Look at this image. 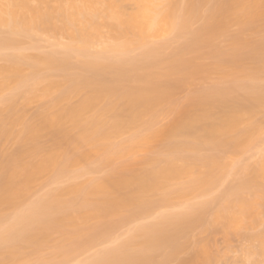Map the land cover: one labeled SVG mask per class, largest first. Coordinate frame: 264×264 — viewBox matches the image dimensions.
<instances>
[{"label":"bare ground","instance_id":"bare-ground-1","mask_svg":"<svg viewBox=\"0 0 264 264\" xmlns=\"http://www.w3.org/2000/svg\"><path fill=\"white\" fill-rule=\"evenodd\" d=\"M49 1L0 0V21L6 22L8 26L11 23L38 24L49 22L53 15L59 11L70 23H73L78 20L79 15L85 17L86 12L91 9L90 3L87 1L83 7H78L71 0H59L60 5L57 7V0H54L55 5L52 8L49 7ZM203 1L187 0L181 11H171L173 24L180 25V32L188 30L190 21L199 15ZM248 3L245 4L244 0H233L230 4L220 7L221 9L217 12H212L213 14L208 17L212 21H216V24L209 25L207 23L209 18H207L199 35L193 34V36H201L200 34L202 36L194 39L193 45L187 46L181 53L180 50L179 52L175 50L178 54L175 53L176 55L166 59L167 62H164L166 60L163 61V58L158 60L159 58L155 57L139 64L134 59L126 58L124 50L121 51V58L115 62L111 61L107 65L101 66L96 61L91 62L98 65L101 71L95 70L98 76L95 83L84 80L73 87V91L80 87L90 89L78 105L69 106L54 114L42 113L39 115L38 122L24 125L23 135L20 138L22 144L37 140L43 132L53 128H58L64 134L63 141L43 155L23 147L13 153H7L2 146L4 139L13 136V127L23 124V111L18 108L16 103L20 94L12 91L11 95L4 100L7 104L6 108L0 109V210L4 207H15L37 176L51 168H57L63 172L68 167L91 161L93 156L95 159L92 161L113 166L111 173L104 179H91L92 181L86 184H74L62 188L38 201L29 210H21L13 222H9L7 228L0 227V245L23 241L39 251L50 240L51 235L57 232L62 235L63 243H65L57 247V252H61L66 246H69L67 252L73 254L76 250L90 247L98 239L107 237L119 224L151 211L157 204L169 202L172 194L205 193L213 185L219 183L230 168L229 164L232 165L230 160L228 161V158L231 157L230 153L235 154L245 149L248 150V148L251 149L259 136L263 135V126L258 124L254 117L258 111H264V89L255 85L252 88L253 94L250 99L247 97L249 91L247 96L246 94L245 97L241 96L245 98L244 102H236V96L239 95L235 96L234 93L244 86L237 85L240 82L235 81L237 84L234 83L235 85L229 87H215L212 89L213 91L210 89L211 91L197 92L198 94L195 93L196 95L187 99L188 101L178 104L174 88L176 81L172 85L174 80L170 82L169 80L176 78V86L182 89L188 86L200 72L206 70L199 64L200 67L196 66L195 62L189 58H187L188 60L184 59L183 53L198 50L197 53L204 51V57L208 55L209 50L205 52L207 48L210 47L217 35L228 27L235 16L236 19L247 18L250 24H254V21L264 17V0ZM71 9L75 10L77 14L70 13ZM4 16L8 18L6 19ZM132 26L133 24L129 22L126 29L129 30ZM261 33L263 34V32ZM240 39L242 40V38ZM236 41L238 40L236 39ZM4 42L0 39V45ZM241 43L240 45H243ZM246 44L248 43L246 42ZM256 48L258 55L260 53L258 50L264 51V43L257 45ZM235 50L240 55L241 49L240 52L236 48ZM212 51L214 52V50ZM225 54L227 55V53ZM145 55L153 56V51H147ZM219 56L222 57L220 54ZM248 57L250 58V56ZM33 58L31 63L24 55L5 57L6 64L0 67V76H2L0 90L8 88L10 84H15V89L29 85L39 73L41 65L51 66L55 61L53 55ZM26 65H30L34 69L33 77L24 75ZM126 65H129V68ZM215 68L217 69V67ZM222 70L224 69L222 68ZM229 70L231 69L229 68ZM50 86H56V84ZM248 88L246 89L249 90ZM73 91L65 92L55 106L59 107L60 103L67 100ZM2 112L6 113L2 114ZM170 113H174V118L165 125L161 124V121ZM145 117H150L147 135L137 138L133 144H125L120 139H115ZM185 138L190 141L186 142L183 140ZM115 140H118L119 143ZM156 140L168 142V154L152 159L149 166L143 171L135 173L127 170L124 163L116 164L117 161L129 157L136 144L146 145ZM202 151L210 153L201 156ZM222 152L229 153V157L227 154L220 155ZM96 155L99 156L96 157ZM114 164L116 165L114 166ZM243 166L247 167V165ZM249 167L247 176L244 175V179L241 177L242 180L237 183V194L239 193L237 199L241 209L239 214H231V211L230 215L225 214L223 217L215 218V224H209L207 223L209 220L206 221V215L210 205L208 202L201 203L193 206L187 213L175 214L159 223L138 228L137 231L141 234L140 239H136L137 236H134L116 248L108 249L91 257L85 264H156L155 257L152 255L155 252L160 253L164 260H175L188 248V240L182 243L181 239H189L193 230L199 227L208 232V235L211 234V237L198 239L191 256L181 260L180 264H217L220 260L217 261L220 253L214 249L212 241L214 236L222 235L225 242H230V239L235 236L234 230L239 233L241 228L256 227V224L262 220L260 214L264 212V209L261 211V208H264V158L257 166ZM240 175H242L241 172L238 179H240ZM232 189L235 187L231 188L230 186V191H236V189ZM244 191L250 192L253 199H244L243 194H240ZM232 192L231 195L229 194L230 197L236 194H232ZM66 195H73L74 199L65 200L63 197ZM157 196L159 199L155 198ZM233 196L231 198L234 201L235 196L234 198ZM229 200L231 201L228 199V202ZM210 201L212 202V200ZM3 220H0V223ZM212 220L214 219L212 218ZM238 235L240 236V234ZM247 239L259 243V248L247 250L248 254L250 252V255L253 254L254 257L257 255L264 258V228L259 234H250ZM134 242L136 248L131 251L130 247ZM17 250L18 248L13 252L12 260L17 258ZM253 261L255 262L254 259Z\"/></svg>","mask_w":264,"mask_h":264},{"label":"rangeland","instance_id":"rangeland-1","mask_svg":"<svg viewBox=\"0 0 264 264\" xmlns=\"http://www.w3.org/2000/svg\"><path fill=\"white\" fill-rule=\"evenodd\" d=\"M71 1L78 7H83L85 5V1H87L90 3L91 8L86 12L85 17L79 15L78 20L73 23H70L59 11L53 15L49 22H41L38 24L11 23V25L8 26L6 22L0 21V39L5 41L4 44L0 45V67L6 64L4 58L8 56L24 55L31 63L34 60L33 57L50 55L55 57V61L51 64V66L41 65L39 73L29 85H23L16 87L15 89V84H10L8 88L0 90L1 110H4L7 106L4 100L11 95L12 91H14L15 93L20 94V96L16 99V103L18 108L23 111V124L15 125L12 129L14 132L13 136L2 141V146L7 153H13L18 148L23 147L24 149L36 151L38 154L43 155L49 149L59 145L65 136L58 128L49 129L43 132L37 140L22 144L20 142V138L23 135L24 125L38 122L39 115L42 113L54 114L59 110L66 109L69 106L78 105L86 97L90 89L80 87L78 90L73 91V87L79 85L84 80L95 83V81L98 79L95 70L99 69L101 71L98 65L103 66L109 64L111 61L115 62L118 58L122 57L121 51L123 50L126 54V58L128 57L134 59L139 64H143L147 60L154 59L155 57L157 59L159 58L158 60L163 58L162 60L164 61L174 56L175 53L178 54L179 50L181 53V51L187 48V46L189 47L193 45L194 39L202 36V34H200L201 36H193V34L196 33L195 35H199L201 29H203L204 25L206 24L205 20L210 17V14L212 15V12H217L222 7L228 5V3L230 4L233 0H204L200 8L199 15L193 18L191 20L192 22L190 21L188 24V30H182V32H180V25L175 23L177 25L175 26L173 24L174 20L170 13L174 10L178 12L181 11L185 7L187 0ZM248 2L253 3L255 0H244L245 4ZM2 4L4 5L5 2L3 1ZM54 5V0H50L49 7L52 8ZM59 5L60 1L57 0V7ZM70 13L77 14L73 9L70 10ZM4 17L6 19L8 18L7 16ZM234 18L236 19V16ZM244 18L231 20L228 24V27L219 33L213 43H211V48H207L205 52L208 50L209 51L207 52L208 55H205V57L203 55L204 51L198 52L201 55L196 52L198 50H191L189 52L186 51L183 53L182 57L184 59L188 60L187 58H189L195 62L196 66L200 65L201 67H205L204 69L206 70L200 72L199 75H197V77L188 86L183 87L182 89L176 86V78L169 80V82L174 80V82L171 83L172 85H174L176 81L175 86L178 88V90L175 86L174 88L177 93L175 95L177 98L175 97V99L177 100L178 104L188 101L194 95L200 92H205V90L211 91L213 88L215 89V87H229L239 82L240 83L237 85L244 87L234 93L235 96H240H236L238 98L235 99L236 102H244L245 98H242L241 96L243 95V97H245V94L247 96L249 91L251 93L249 92L247 97L250 99L253 94L252 88L255 85H257L256 87H259L262 90L264 89V51L258 50L260 53H258V55L256 54L257 45L261 44L262 42L264 43V17L254 21L255 25L253 23L250 24L247 18ZM208 20H211L210 22H207L209 25L216 24V21H212L210 18ZM129 22H131L133 26L127 30L126 27ZM248 28L250 30H247ZM261 32H263V34ZM238 37L242 38V40H239ZM236 39L239 42L236 41ZM240 41L243 43V45H240ZM246 42L248 44H246ZM237 44L238 46H236ZM217 47L221 48L222 50L218 49ZM234 47L238 49L239 52L241 49L240 55ZM217 49L220 52L224 51L227 53V55L224 52L220 53ZM150 50L153 51V56L148 57L145 55V53ZM175 50H178V52ZM212 50H214V52ZM229 51L232 52L230 53ZM245 52H248V54L244 55ZM219 54L222 55V57L219 56ZM248 56H250V58ZM232 57L235 58L233 59ZM94 61L98 62V65L91 63ZM167 61L168 60L164 62ZM256 61L257 64H255ZM229 64H232V66ZM260 66L261 70L259 69ZM126 67L129 68V65H126ZM215 67H217L218 70ZM221 67L224 70H222ZM229 68L231 70H229ZM256 70L259 71L256 72ZM23 73L27 77H33L35 71L30 65H26ZM100 73L102 74V72ZM1 79L2 76H0V80ZM248 80H252L251 83ZM51 84H56V86H50ZM69 91H73L70 97L67 100H63L59 107H56L55 105L58 99L63 94H65V92ZM5 113L6 112H2V114ZM173 118L174 113H170L167 115V117H165V119L161 121V124L165 125ZM254 120L263 126V135L261 134L262 136H259L258 140L256 141L257 144H254L255 146H251V149L248 148V150L245 149V152L241 151L235 154L230 153L231 157H229V153H220V155L227 154L229 157L228 161L230 160L229 162L232 163L234 167L229 164L230 168L228 167L229 169L223 175L225 178L222 176L220 180L221 182L219 181V183H216L217 186L213 185L211 189H209L210 192L207 190L205 193H199L196 195L191 192H188L184 195L172 194L169 202L157 204L151 211L137 218L119 224L112 232L107 235V237L98 239L90 247L80 248L73 254L67 252L69 250V246H66L63 251L57 252V247L59 245L65 244L63 243L62 235L57 232H54L51 235L50 240L46 242L39 251H36L34 247L23 241H13L4 245H0V264H85V262H87L91 257L108 249L116 248L121 245L122 242L124 243V241H129L134 236H137L136 239H140L141 234L137 231L138 228L159 223L175 214L187 213L191 211L193 206H197L201 203L208 202L210 205L209 211L206 215V221L209 220L207 222L209 224H215V218L219 216L223 217L225 214L230 215L229 213L231 211V214H239L241 209L237 199L239 194H237V183H240L242 178L245 177L244 175L247 176V169L249 166V168H251V165L252 167L257 166L264 158V111H258L254 117ZM149 121L150 117L143 118L132 128L124 131L121 136L119 135V138L117 137L115 139H120V141L124 142L125 144L135 143L137 138L145 136L149 132ZM183 140L186 142H188V140L190 141V139L187 138ZM116 142L119 143L118 140ZM122 142H120L121 145ZM136 145L129 157L119 162L117 161L116 164L118 163L120 165L121 163H124L127 170L138 173L148 167L149 162L152 159L168 154V142L164 140H156L146 145ZM207 152L208 153H206V151H202L201 156H205L206 154L208 155L210 153L209 151ZM98 156L96 155V157ZM92 158L95 159L94 156ZM92 160L83 162L77 166L68 167L63 172H60V170L57 168H51L50 170L37 176V178L30 184L29 189L22 195L19 203L15 207H4L0 210V220L4 219L0 223V227L2 229L7 228L9 222H13L21 210H29L31 206H33L38 201L43 200L49 194L56 193L58 190L74 184H86L94 179H104V177L111 173V167L113 165L110 166V164L108 165ZM102 161L104 160L102 159ZM116 164H114V166ZM239 165L245 170L242 169L241 171ZM243 165H247V167ZM240 172L242 175H240V179H238ZM226 175H231V178L227 177ZM230 186L231 188L235 187L236 191H230ZM231 192L232 194L236 193L234 194L236 199L232 195L235 202L231 198L232 196L230 197ZM226 193L229 197L226 195ZM240 194H243L242 197H244L246 200L253 199L252 194L248 191H244ZM222 197L225 198L223 202H221L223 200ZM63 198L65 200H71L74 199V196L66 195ZM155 198L159 199V196ZM216 199H220V201ZM228 199H231V201L229 200L228 202ZM210 200H212L214 203L219 202L223 206L220 204L218 205L217 203L214 204ZM229 203L232 204L233 207ZM262 209L264 208H261V211ZM261 214L260 217L262 220L260 218L261 221L256 224V227L254 226L248 229H245V227L243 229L241 228V230L238 231L239 233L234 230L233 233L235 232V236L230 239V242H225V239L222 235H219L221 237L218 235L213 237L212 241L214 242V249L216 252L220 253L217 261L219 259L220 260L217 262V264H264L263 257L257 255L254 257L253 254L250 255L251 253L249 252L248 254L247 252L249 249L253 250L254 248V250H256L259 248V243L257 241L248 240L247 237L250 234L255 235L263 231L264 212ZM212 218L214 220H212ZM260 223L262 224L260 225ZM217 227L219 228V226ZM191 234L192 235H190L189 239H181L182 243H185L188 240V248L175 260H164L160 253H152V255L155 257L156 264H180L181 260L188 259L191 256L197 241L201 240V238L207 239V236L208 238L211 237V234L208 235V232H205L201 227L194 229ZM238 234H240V236ZM242 234H244L245 237ZM16 248H18L17 258L12 260L13 252ZM130 248L131 251L136 248L135 242ZM221 252L223 256L221 255Z\"/></svg>","mask_w":264,"mask_h":264}]
</instances>
